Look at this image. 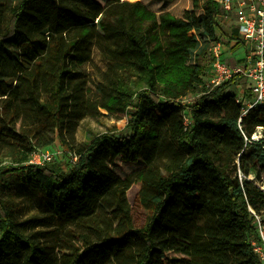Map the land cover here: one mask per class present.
Wrapping results in <instances>:
<instances>
[{
    "label": "trees",
    "instance_id": "trees-1",
    "mask_svg": "<svg viewBox=\"0 0 264 264\" xmlns=\"http://www.w3.org/2000/svg\"><path fill=\"white\" fill-rule=\"evenodd\" d=\"M217 18L214 0H192L182 17L156 14L141 1L96 13L73 0H0V50L25 38L8 50L19 78H0V264H258L248 206L264 212V105L243 113L229 90L238 76L201 87L202 60L225 34ZM95 45L113 74L96 85L100 106L128 115V134L88 130L74 148L65 137L73 139L95 108L73 93L82 54ZM22 80L35 98L27 105L17 101ZM175 106L191 124L136 175L137 197L150 215L135 227L130 180L102 191L105 170L117 157L145 159L149 120ZM56 138L77 161L67 169L28 163ZM15 198H30L38 213L19 219ZM203 208L228 226L197 224Z\"/></svg>",
    "mask_w": 264,
    "mask_h": 264
},
{
    "label": "rangeland",
    "instance_id": "rangeland-1",
    "mask_svg": "<svg viewBox=\"0 0 264 264\" xmlns=\"http://www.w3.org/2000/svg\"><path fill=\"white\" fill-rule=\"evenodd\" d=\"M74 2L80 4L82 7L89 9L94 12L101 10L104 5L116 3V2H127L132 3L135 1L129 0H73ZM143 2L146 7L156 14L164 11H168L175 16L182 17L192 8V0H136ZM98 15V14H97ZM219 31L227 33L225 27L222 25L219 27ZM223 40L226 39L225 35H222ZM167 42L171 40L167 37H163ZM17 43H4L2 49L0 50V78L18 79L19 74L13 66V62L8 55V50L14 46H21L25 42V38L22 35H18ZM243 47L241 44L235 45L233 48L228 47L226 50L228 63H234L237 58L241 56ZM239 56V57H238ZM81 66L79 77L76 78V87L73 91L75 95H82L87 100H90L95 108L91 110L85 117L79 120L77 127L74 131V138L70 139L65 137L69 143L76 148V146L81 145L85 141L86 131L91 130L94 133L103 132L106 130H112L113 132L120 135H127L126 123L129 119L126 114H109L107 113L100 104L102 101L96 90V85L100 82L105 83L106 79L113 74H111L106 59L101 53L97 45L93 46L88 52L82 54ZM238 61V60H237ZM204 66V72L208 68L210 62L209 54L207 52L206 56L202 60ZM206 76L202 79V86L205 84ZM238 81H243L239 78ZM201 93L188 94L181 101L182 105H190ZM34 94L31 92L28 82L21 81V92L17 99L18 102L22 104H30L34 101ZM191 124V117L187 113V110L181 106H175L167 108L166 110H161L157 112L156 116L149 120V126L151 130V138L148 142L149 154L145 159L138 160L142 163L136 166L134 169L123 172L119 168L117 161L115 160L108 169L105 170L104 184L101 187L102 191H108L122 183L130 180L131 184L127 189V198L131 207L133 224L135 227H141L145 224L147 218L150 215V211L140 203L137 195L140 189V184L135 181L136 175L139 171L144 170L154 159L158 148L160 147H171L175 144L176 135L182 129ZM40 149H52L59 151L54 159L45 163L44 165L59 166L63 169H67L72 162L75 160L72 156L71 149L68 146L63 145L61 141L56 138L52 143L44 146ZM7 150H3L1 156H5ZM137 162V163H138ZM249 180L253 179V174L248 177ZM256 184H262L261 182H256ZM17 201V216L19 219H24L31 215L37 214V209L30 198H15ZM101 215H108V209L101 207L99 209ZM197 224L204 227L212 228H226L228 224L222 219L221 216H212L207 209L203 208L197 216ZM162 234H167L171 232L169 229L160 231ZM174 257H179L181 255L178 253H170ZM113 263L111 261L109 264Z\"/></svg>",
    "mask_w": 264,
    "mask_h": 264
},
{
    "label": "built area",
    "instance_id": "built-area-1",
    "mask_svg": "<svg viewBox=\"0 0 264 264\" xmlns=\"http://www.w3.org/2000/svg\"><path fill=\"white\" fill-rule=\"evenodd\" d=\"M217 7V27H225V37L218 34L209 47L210 62L203 71L201 82L206 76L203 90H209L233 77L243 81L229 84V90L237 102L244 105L243 113L248 109L264 105V0H214ZM241 44L243 51L234 63H228L226 50ZM257 138V135L253 136ZM59 151L36 149L28 163L44 165L51 162ZM73 156V155H72ZM77 160V156H73ZM252 220V232L249 243L258 264H264V212H256L248 206Z\"/></svg>",
    "mask_w": 264,
    "mask_h": 264
},
{
    "label": "bare ground",
    "instance_id": "bare-ground-1",
    "mask_svg": "<svg viewBox=\"0 0 264 264\" xmlns=\"http://www.w3.org/2000/svg\"><path fill=\"white\" fill-rule=\"evenodd\" d=\"M129 1H136V0H129ZM116 161L118 163L119 168H121L123 170V172L132 170L136 166H139L140 164H142L138 161H136V162L124 161L121 157H117Z\"/></svg>",
    "mask_w": 264,
    "mask_h": 264
},
{
    "label": "crops",
    "instance_id": "crops-1",
    "mask_svg": "<svg viewBox=\"0 0 264 264\" xmlns=\"http://www.w3.org/2000/svg\"><path fill=\"white\" fill-rule=\"evenodd\" d=\"M239 57V56H238Z\"/></svg>",
    "mask_w": 264,
    "mask_h": 264
}]
</instances>
